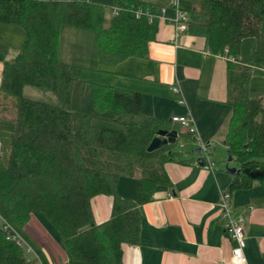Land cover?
<instances>
[{
  "label": "trees",
  "instance_id": "1",
  "mask_svg": "<svg viewBox=\"0 0 264 264\" xmlns=\"http://www.w3.org/2000/svg\"><path fill=\"white\" fill-rule=\"evenodd\" d=\"M114 6L121 11L107 26L104 5L93 0H0V24L25 31L19 53L5 61L1 83L17 115L13 137L0 147V214L19 225L44 214L58 231L69 264H124L123 246L141 242V206L153 200L158 186L171 185L165 166L178 155V141L192 136L180 124L147 113L142 93L133 89L92 82L96 112L72 107L82 68L59 58L64 25L94 30L105 66L147 56L156 39L162 15L156 4L114 0ZM192 12L189 29L205 38L212 55L227 57L233 114L226 145L239 169L230 174L227 189L260 183L264 191V99L250 93L254 65H264V0H194ZM250 37L257 45L253 62L246 63L239 55ZM26 86L49 89L59 104L26 97ZM106 110L115 111L113 122L121 129L95 122L107 120ZM162 130H177L179 138L149 151ZM123 177L138 180L132 198L118 191ZM99 195L113 197L111 215L101 223L92 203ZM253 202L264 205V192ZM26 252L0 220V264H31ZM262 256L264 261V251Z\"/></svg>",
  "mask_w": 264,
  "mask_h": 264
},
{
  "label": "crops",
  "instance_id": "2",
  "mask_svg": "<svg viewBox=\"0 0 264 264\" xmlns=\"http://www.w3.org/2000/svg\"><path fill=\"white\" fill-rule=\"evenodd\" d=\"M173 12L174 16L176 11ZM173 16L162 13L159 17V31L149 43L147 56H132L113 66L100 62L94 30L64 25L60 60L93 71L81 72V81H87L83 93L89 100L83 105L76 103L82 85L77 81L72 107L96 112L89 96V81L137 90L142 93L143 109L147 113L168 121L173 114L190 115L201 139L213 146L210 156L214 151L223 153L228 149L226 135L233 114V108L227 103L226 57L207 54L205 38L190 30L189 23L186 29H179ZM188 16L190 20L195 18L189 13ZM24 40L23 28L0 24V112L5 114L14 102L1 90L4 64L17 56ZM256 45L257 40L252 37L242 41L241 61L253 62ZM174 86H179L184 102L173 93ZM33 87H25V96L34 98L27 94L28 89L31 93L52 95L49 89ZM250 93L264 99V65H254ZM190 140L195 141L193 135ZM195 147L200 148L197 143ZM204 157L178 153L175 160L166 164L171 185L158 186L153 200L141 206V242L123 246L124 264H232L235 241L226 233L218 206L220 191L229 187L231 173L227 166L225 169L214 160H211L212 169L200 165V158ZM137 183L136 177H123L118 191L132 198ZM263 192L260 183L250 189L232 191V215L235 219H244L248 264H264V205L253 202ZM92 203L96 222L109 219L112 196H96ZM9 224L10 233L18 236L30 251L29 256L33 255L28 258L31 264H69L60 235L44 214H34L25 225L13 220Z\"/></svg>",
  "mask_w": 264,
  "mask_h": 264
},
{
  "label": "rangeland",
  "instance_id": "3",
  "mask_svg": "<svg viewBox=\"0 0 264 264\" xmlns=\"http://www.w3.org/2000/svg\"><path fill=\"white\" fill-rule=\"evenodd\" d=\"M93 1L98 2V3H102L104 5L105 25H107V26L110 25L113 18H114V13H113V9H112V7L114 6V4L112 3L113 0H93ZM146 1L156 4L158 6V8L160 9V11L162 13H165V15L167 17L173 16V14H174L173 11L176 10V8L174 7V0H146ZM193 1L194 0H180V2H179L180 7L184 11L188 12L191 17L193 16V12H192ZM81 68H82V72L85 71L88 73H93L92 70H86L83 67H81ZM88 81H89V79H88ZM81 82H82V85H81V89L79 91V96L77 97L76 103L83 105V104H85V102L87 100H89L90 97L87 99V96L85 95V93H83V88L85 86V82H87V81L84 79ZM113 85H115V84H113ZM115 86H117V85H115ZM88 87L89 88L91 87V81H89ZM118 87H122V86H118ZM33 88H35V87H33ZM29 90L30 89L27 90V94L33 96L34 98H32V99L46 101V102H50V103H54V104H59L58 99H57V102L56 101L54 102V98H56V97H51V96H56V95H54V93H52L51 91H48V92H51L50 94H52V95H49V93H48V95H45V94H39V93H31ZM89 96H91V92L89 93ZM11 98L14 102L13 97H11ZM28 98H30V97H28ZM90 100L92 102V99H90ZM16 115H17V110H16V106L14 103H13L12 107L9 108V112L7 114L0 112V147L4 141H8L13 137ZM115 115H116V113L114 110H106V111L102 112V117L106 118L107 120L97 119L95 122L97 124L108 126L111 128L121 129L122 126L113 122ZM173 115H175V114H173ZM173 115H171V117ZM164 119L168 120V118H164ZM181 130L183 132L187 131L185 127H182ZM195 144H196V142L191 141L190 138H188V139L183 138L176 145L175 149L180 153V155L181 154L184 155V154L189 153L190 155H193V156L197 155L198 157H204L205 156L204 152H201L200 154H197L195 152V150L197 149V147H195ZM223 148H225V147L223 146ZM210 157L212 158L211 160L218 162V164L223 166L225 169H226L227 164L229 165V167H236L238 165V163L234 160L231 162L228 161L229 151L226 148L224 149V152L220 153V154L214 151L213 155ZM7 222L10 223V219H7ZM3 223H5V222L3 221ZM10 231L12 232V229H10ZM29 254H30V251L27 250L28 258L30 256L31 257L33 256V255L29 256Z\"/></svg>",
  "mask_w": 264,
  "mask_h": 264
},
{
  "label": "built area",
  "instance_id": "4",
  "mask_svg": "<svg viewBox=\"0 0 264 264\" xmlns=\"http://www.w3.org/2000/svg\"><path fill=\"white\" fill-rule=\"evenodd\" d=\"M179 2L180 0H174V7L176 8L175 10L176 12L172 20L179 29L184 30L187 28L188 23L190 22V18L188 16V13L180 7ZM112 9L114 15L119 14V12L121 11V7L119 6H113ZM141 13H142L141 10L136 11L137 16H140ZM150 17L154 18V17H158V15L156 16L155 14L150 13ZM207 54H211L210 50H207ZM217 56L226 57L225 55H220V54ZM172 91L179 98L180 102H184V99L181 96V90L179 86H174L172 88ZM171 122L180 124L182 127H185L187 131L194 136L195 142L199 145L201 152H204L205 166L212 169L214 166V162L211 161L210 154L212 153L213 146H211L210 143H205L201 139L198 128L194 122V119L188 114L186 115L175 114L171 117ZM231 197H232V192H230L228 189H222L220 191V200L218 203L222 222L226 230V233L235 241L231 262L232 264H248L245 254L246 239H245V231H244V219L242 217L239 219H235L233 217L232 208H231ZM0 220L2 221L4 229L10 232L11 225L7 222V219H5L1 214H0ZM3 221L5 223H3ZM12 235L16 237L21 243V240L18 238L16 234H12Z\"/></svg>",
  "mask_w": 264,
  "mask_h": 264
},
{
  "label": "water",
  "instance_id": "5",
  "mask_svg": "<svg viewBox=\"0 0 264 264\" xmlns=\"http://www.w3.org/2000/svg\"><path fill=\"white\" fill-rule=\"evenodd\" d=\"M179 138V133L177 130H172V131H167V130H162L158 136H156L152 142L150 143L149 147H148V150L149 151H154L164 145H166L167 143H175L177 141V139ZM195 152L197 154H200L201 153V149L200 148H197L195 150ZM228 161L231 162L233 161V156L232 154H230L229 152V158H228ZM200 165H205V160L204 158H200ZM228 172L229 173H234L236 171H239L238 168L236 167H228Z\"/></svg>",
  "mask_w": 264,
  "mask_h": 264
}]
</instances>
